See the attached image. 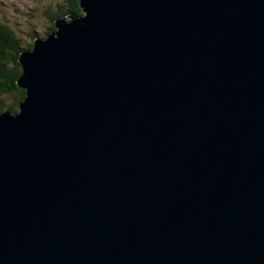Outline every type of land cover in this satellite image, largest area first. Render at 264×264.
<instances>
[{"label": "water", "instance_id": "obj_1", "mask_svg": "<svg viewBox=\"0 0 264 264\" xmlns=\"http://www.w3.org/2000/svg\"><path fill=\"white\" fill-rule=\"evenodd\" d=\"M78 1L0 114V264H264V0Z\"/></svg>", "mask_w": 264, "mask_h": 264}, {"label": "trees", "instance_id": "obj_2", "mask_svg": "<svg viewBox=\"0 0 264 264\" xmlns=\"http://www.w3.org/2000/svg\"><path fill=\"white\" fill-rule=\"evenodd\" d=\"M69 13L82 15L78 0H66ZM48 35L56 31L55 22L65 13L53 14L48 12ZM47 35V36H48ZM16 36L8 26L0 23V114L10 111L15 114L19 111V104L25 99L26 92L18 87L17 81L21 76L19 56L24 51H30L34 44L30 42L25 48L20 47Z\"/></svg>", "mask_w": 264, "mask_h": 264}, {"label": "rangeland", "instance_id": "obj_3", "mask_svg": "<svg viewBox=\"0 0 264 264\" xmlns=\"http://www.w3.org/2000/svg\"><path fill=\"white\" fill-rule=\"evenodd\" d=\"M65 1L0 0V23L8 26L21 44L20 47L25 48L30 42L34 44L35 39L48 38V12L65 13L56 21L69 16V6Z\"/></svg>", "mask_w": 264, "mask_h": 264}, {"label": "bare ground", "instance_id": "obj_4", "mask_svg": "<svg viewBox=\"0 0 264 264\" xmlns=\"http://www.w3.org/2000/svg\"><path fill=\"white\" fill-rule=\"evenodd\" d=\"M81 11H82V15H80V16H78V15H71V14H69V16H71V17H74L75 19H80V18H82L83 17V14H84V11H83V9L81 8ZM61 20V19H60ZM54 33H57V30L54 32ZM53 34V33H52ZM50 36L51 37H53V35H51L50 34Z\"/></svg>", "mask_w": 264, "mask_h": 264}, {"label": "clouds", "instance_id": "obj_5", "mask_svg": "<svg viewBox=\"0 0 264 264\" xmlns=\"http://www.w3.org/2000/svg\"><path fill=\"white\" fill-rule=\"evenodd\" d=\"M50 35H48V37H49ZM41 39V38H40ZM43 40V39H42Z\"/></svg>", "mask_w": 264, "mask_h": 264}]
</instances>
